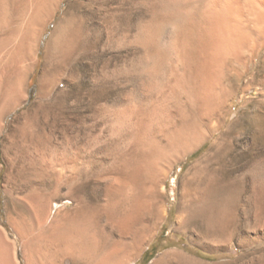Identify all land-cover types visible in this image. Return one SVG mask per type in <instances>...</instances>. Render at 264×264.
Instances as JSON below:
<instances>
[{
    "label": "rangeland",
    "instance_id": "374dc122",
    "mask_svg": "<svg viewBox=\"0 0 264 264\" xmlns=\"http://www.w3.org/2000/svg\"><path fill=\"white\" fill-rule=\"evenodd\" d=\"M53 3L6 0L0 13V264H97L111 250L106 264H264V22L251 13L264 5L61 0L34 43ZM239 10L249 41L230 51L204 26ZM67 22L84 41L71 58L57 50ZM41 112L46 218L15 187L9 152ZM76 203L86 225L59 221Z\"/></svg>",
    "mask_w": 264,
    "mask_h": 264
},
{
    "label": "bare ground",
    "instance_id": "6f19581e",
    "mask_svg": "<svg viewBox=\"0 0 264 264\" xmlns=\"http://www.w3.org/2000/svg\"><path fill=\"white\" fill-rule=\"evenodd\" d=\"M54 3L52 5V8H51V11L44 16L43 19L39 20L38 21V24H37V27L35 28L34 32H33V42L35 43L36 42V39L38 38L39 34L42 32V30L44 29V26L46 25V23H48L47 21L49 19H51V16H53V12H55L54 10L56 9V7L58 6V4L60 3L61 0H52ZM228 2V1H227ZM239 2V1H238ZM5 3H6V0H0V13L3 9V7H5ZM233 3V2H232ZM250 4H254L253 1L252 2H249ZM256 3V2H255ZM258 3H262L264 5V0H257V4ZM238 4V3H236ZM246 4H247V1H246ZM242 5V4H241ZM241 5H239L241 7ZM236 9H238V7ZM248 6V5H247ZM251 6V5H250ZM254 6H251V8H253ZM256 8H254L253 10H256L257 9V12H258V15L255 12H251L253 15L254 13L256 14V20H259V23H261L262 21L264 22V13L259 15V11L258 9L262 7H260L259 5L258 6H255ZM258 7V8H257ZM232 8V6H231ZM248 9V7H246ZM240 9V8H239ZM221 10V9H220ZM242 10V9H240ZM239 10V12L237 14H235L234 12H232V14L234 16L231 17V19L229 21L224 20L222 14L220 12H218L215 16V19H211L212 20V24L208 25L206 24L204 27H205V30L207 31V29H211L213 31V37H214V41L218 42L219 40L223 41V38L224 37H228V40H229V44L231 45V50L232 51L233 49L237 50V47H240L243 42L242 38H247L248 35L245 34V36L247 37H244L243 34L249 29L248 27L250 25H248L247 27V23L246 22H249V19L246 18V15L245 17L242 15V12ZM252 10V9H251ZM252 10V11H253ZM260 10V9H259ZM264 9L260 10L263 11ZM241 12V14H240ZM264 12V11H263ZM245 13V11H244ZM249 14V13H248ZM251 15V14H250ZM231 16V15H230ZM248 16V15H247ZM254 16V18H255ZM204 17V16H203ZM227 17V16H226ZM249 17V16H248ZM252 17V15H251ZM250 17V18H251ZM38 18V17H37ZM41 18V17H40ZM214 18V17H213ZM253 18V17H252ZM66 19V18H65ZM204 19H207L204 17ZM208 20V19H207ZM206 20V21H207ZM65 21V20H64ZM205 21V20H204ZM261 21V22H260ZM70 22V21H69ZM67 22V25L68 23ZM73 22V21H72ZM256 22V21H255ZM75 23H78V22H75ZM202 23H203V20H202ZM201 23V24H202ZM207 23V22H205ZM69 24H72V23H69ZM74 24V23H73ZM72 24V25H73ZM68 25L67 27L63 28L64 30H61L63 31L61 33V37L60 39L58 40V43H57V50L59 52H62V54L64 56H66L67 58L68 57H73L75 56L76 54L79 53L80 50L83 49V45H84V41L80 38V36H76V31L74 30L75 25ZM78 25V24H77ZM255 25V24H254ZM253 25V26H254ZM264 25V23H263ZM148 26V25H147ZM208 26H210V28H208ZM258 26V25H257ZM262 26V24H261ZM260 26V27H261ZM203 27V26H202ZM247 27V30H245ZM245 28V29H244ZM77 29V28H76ZM240 29H244V33L240 30ZM263 31V30H262ZM210 32V31H209ZM248 32V31H247ZM252 32V31H251ZM75 33V34H74ZM145 33V32H144ZM204 33V32H203ZM212 33V32H211ZM55 34V33H54ZM251 34V33H249ZM254 34V33H253ZM26 36V35H25ZM24 36V37H25ZM29 36V34H28ZM207 36V35H206ZM210 37V36H208ZM252 37V36H251ZM207 38V37H206ZM253 39V38H252ZM256 39V38H255ZM55 40V39H54ZM245 40V39H244ZM247 41L248 38L246 39ZM212 41V40H211ZM210 41V43H211ZM220 41V42H221ZM224 41H227L224 40ZM253 41V40H251ZM257 41V40H256ZM26 43H28V40H27V37H26V40L24 41ZM205 42V41H204ZM209 42V41H208ZM254 42V41H253ZM250 43V44H254V43ZM208 43V44H210ZM262 43V42H261ZM207 44V45H208ZM221 44V46H220ZM219 45L217 43H214L213 45H218L221 50V47H222V43H220ZM248 44V43H247ZM212 45V46H213ZM223 45H225V43H223ZM228 45V44H227ZM240 45V46H238ZM246 45V44H244ZM255 45V44H254ZM259 45V44H258ZM261 45V44H260ZM226 46V45H225ZM224 46V47H225ZM256 46V45H255ZM263 46V45H262ZM214 47V46H213ZM242 47V46H241ZM249 47V46H248ZM247 47V48H248ZM261 47V46H260ZM245 48V47H244ZM244 48H239L240 51ZM246 48V49H247ZM252 48V47H251ZM251 48H248V50L250 49V52H251ZM254 48H258V47H254ZM226 49V48H225ZM225 49L223 48V50L225 51ZM245 49V50H246ZM215 50V49H214ZM228 50V49H227ZM226 50V51H227ZM254 50V49H253ZM218 51V50H217ZM216 51V53H217ZM247 51V50H246ZM257 51V50H256ZM235 52V51H234ZM237 52V51H236ZM244 52V51H242ZM248 52V51H247ZM218 53H221L218 51ZM222 54V53H221ZM219 54V55H221ZM235 54V53H234ZM243 54V53H242ZM87 55V54H86ZM214 55V54H213ZM236 55V54H235ZM224 56V55H223ZM247 57V56H246ZM247 60V59H245ZM45 80V79H44ZM44 86L41 85L40 83V88H39V92L37 93L38 94V97L43 99L44 97H47L46 99H49V94L51 93V88L50 87H47L46 89L43 88ZM23 96V95H22ZM45 99V101H46ZM20 100V99H19ZM39 102V101H38ZM47 102V101H46ZM45 102V103H46ZM20 101H17L16 104H19ZM38 104V103H37ZM40 104V102H39ZM38 109H39V106H37ZM41 107V106H40ZM52 108V107H51ZM40 111V110H39ZM38 111V112H39ZM43 112H41L40 114L38 113H34V114H28L27 117H26V120L16 129V131H14L12 134H11V138H10V146H9V152H10V156H11V160H12V168H13V181H14V185L15 187L20 190V191H26L27 194L25 196V199H26V203L29 201V203H33L34 204L36 203V207L37 206L39 207L38 210L41 211V215L44 217V214H45V210H46V206H47V202H48V198L40 195L36 189V187L34 186V176L35 175L33 172V153H34V149H35V145L37 144L36 142L38 137H40V129H41V117L43 116ZM44 117V116H43ZM53 121V120H52ZM50 127V126H49ZM220 127V126H219ZM15 129V128H14ZM44 129V128H43ZM43 131V130H42ZM44 132V131H43ZM45 134V133H44ZM39 144V142H38ZM38 146V145H37ZM96 164V163H95ZM102 165V164H101ZM212 197V196H211ZM82 200V199H81ZM84 203V202H83ZM25 205V204H24ZM30 205V204H28ZM32 206V205H31ZM86 206V205H84ZM84 206L81 205L80 203H76L71 209L69 210H66L64 211L61 216L58 218L59 221H65V222H68V223H78V224H85L83 222H85L87 220V218L85 219L84 215L86 213H84ZM25 207V206H24ZM30 207V206H28ZM114 207V206H113ZM86 208V207H85ZM27 209V208H26ZM88 210V208H87ZM222 211V210H221ZM40 213V212H39ZM88 214V213H87ZM86 214V215H87ZM23 217V216H22ZM49 217V215H48ZM46 218V217H44ZM43 221V220H42ZM88 221V220H87ZM56 222V221H54ZM181 223V222H180ZM66 224V223H65ZM91 224V223H90ZM62 225V224H61ZM75 225V224H74ZM86 225V224H85ZM84 225V226H85ZM57 226V225H55ZM179 227V226H178ZM68 228V227H67ZM81 229V228H80ZM22 230V227L18 225V228H17V231L18 232H21ZM67 234V233H66ZM61 237V236H60ZM63 237V236H62ZM85 239V238H84ZM114 243V242H113ZM115 245V244H114ZM80 249L77 250V252L79 253H72L74 256L72 257V262L73 263H78V262H81L80 260H82L84 258V256L86 254H90V253H81V251H83L84 249V246L83 247H79ZM110 249V248H109ZM1 250V249H0ZM5 251L1 250V253H0V261L2 260H5L4 258L8 257L9 254L6 255V257H4L5 255L4 254ZM110 253H117V251L115 250H111L107 253H104L103 255V258H101V260L97 262V264H106L108 263L106 260L108 258H110ZM93 254V253H92ZM79 256L80 259L77 257ZM9 258V257H8ZM7 261V260H6ZM5 261V262H6ZM4 262V263H5ZM158 260H155L154 263H157ZM159 263V262H158ZM6 264V263H5Z\"/></svg>",
    "mask_w": 264,
    "mask_h": 264
},
{
    "label": "trees",
    "instance_id": "16d2710c",
    "mask_svg": "<svg viewBox=\"0 0 264 264\" xmlns=\"http://www.w3.org/2000/svg\"><path fill=\"white\" fill-rule=\"evenodd\" d=\"M145 253H146V252H144L143 258L147 259V258L145 257Z\"/></svg>",
    "mask_w": 264,
    "mask_h": 264
}]
</instances>
